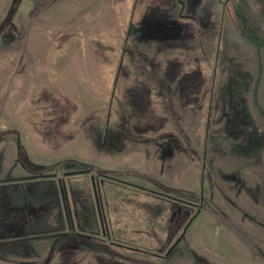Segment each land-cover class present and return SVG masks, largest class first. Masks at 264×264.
I'll return each mask as SVG.
<instances>
[{
	"label": "rangeland",
	"instance_id": "obj_1",
	"mask_svg": "<svg viewBox=\"0 0 264 264\" xmlns=\"http://www.w3.org/2000/svg\"><path fill=\"white\" fill-rule=\"evenodd\" d=\"M238 2L0 0V174L89 170L69 228L56 179L13 188L0 241L31 238L0 264H264V15Z\"/></svg>",
	"mask_w": 264,
	"mask_h": 264
},
{
	"label": "crops",
	"instance_id": "obj_2",
	"mask_svg": "<svg viewBox=\"0 0 264 264\" xmlns=\"http://www.w3.org/2000/svg\"><path fill=\"white\" fill-rule=\"evenodd\" d=\"M238 1H244V0H233V3L235 4L234 6L238 5V4L236 5V2H238ZM198 2H199L197 4L198 6L202 5L203 2H205L203 6L212 5V4L216 6V4L217 5L222 4L221 3L222 0H198ZM249 4L252 7L257 9V11H256L257 16L261 17L262 15H264V0H245V3H243V5H245L246 7H251V6H249ZM249 17H251V16H249ZM252 20H253V18H252ZM253 21L255 23L257 20L255 21V19H254ZM247 32H248V36L252 37V35L249 34V33H251L250 30ZM257 38H258V36H257ZM14 169H16V170L14 171ZM88 171L89 170H87V172ZM8 172H10V173H8L9 176H4L5 174H3V175L0 174V240H4V239L9 238L11 236L10 235L11 232L14 231V229H13L14 225L17 223L23 222V219L17 218V217L21 216V213H18V214H20L18 216L17 212L15 213V211H14L15 199L17 198L16 195H18L19 191H15L13 188H16V187L22 188L24 183H26V181L29 183L32 182V183H36V184L41 183V181H45V179H48L49 181L56 179V181H57V178L55 176L32 177L31 178L28 175L22 174L21 170H19L18 167L11 168V170L10 171L8 170ZM68 172H64L63 177H62L64 186H65L66 195H67V203H68V192H67V188H66L65 177L68 175H73V174H67ZM70 172H73V171H70ZM48 174H55V173L53 172V173H48ZM43 175H45V174H43ZM92 176H94V175H92ZM19 178H23V179H19ZM94 179H95V176H94ZM90 181H91V176H90ZM95 182L97 184V188L100 189V184L104 183V180L100 179V181H99L96 178ZM122 182L124 184H130L129 182H126V181H122ZM118 183H120V182H118ZM100 193L101 192L99 191V196H100ZM20 198H21V195L19 192V198L18 199H20ZM100 203H101V201H100ZM6 204H8V206L5 207L4 205H6ZM101 206H102V203H101ZM125 207H128V206L125 205ZM68 209L70 212V216H72V212H71L69 207H68ZM102 209H103V206H102ZM50 215H53V214L51 213Z\"/></svg>",
	"mask_w": 264,
	"mask_h": 264
},
{
	"label": "water",
	"instance_id": "obj_3",
	"mask_svg": "<svg viewBox=\"0 0 264 264\" xmlns=\"http://www.w3.org/2000/svg\"><path fill=\"white\" fill-rule=\"evenodd\" d=\"M83 172H87V170H79V171H73V172H68L67 174H78V173H83ZM46 176H54V174H45V175H35V176H30L32 177H46ZM19 179H23V178H19ZM57 183H58V187H59V192H60V196H61V202H62V206H63V211H64V215H65V219L67 222V226L68 228L70 227V221H71V216H70V212L69 209L67 207V200H66V191H65V186L63 183V178H57ZM91 183H92V189H93V195H94V200H95V204H96V209H97V213H98V218L101 224V230L103 233L106 232L105 227H106V221H105V215L103 213V209L100 203V198H99V191L97 188V184L95 182L94 176H91ZM66 232H60V233H56V235L59 234H64ZM46 235H40L37 237H43ZM31 237H24V238H17V239H13V240H8V241H0V243H7V242H14V241H19V240H24V239H30Z\"/></svg>",
	"mask_w": 264,
	"mask_h": 264
},
{
	"label": "trees",
	"instance_id": "obj_4",
	"mask_svg": "<svg viewBox=\"0 0 264 264\" xmlns=\"http://www.w3.org/2000/svg\"><path fill=\"white\" fill-rule=\"evenodd\" d=\"M77 238H85L86 240H93V236L90 234H81V233H78L77 234V236H76Z\"/></svg>",
	"mask_w": 264,
	"mask_h": 264
}]
</instances>
